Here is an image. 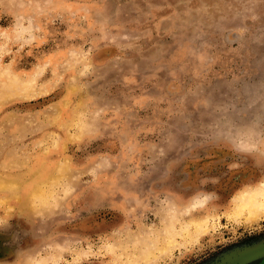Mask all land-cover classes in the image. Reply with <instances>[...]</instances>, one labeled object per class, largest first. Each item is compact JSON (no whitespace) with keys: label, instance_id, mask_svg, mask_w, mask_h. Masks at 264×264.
<instances>
[{"label":"rangeland","instance_id":"obj_1","mask_svg":"<svg viewBox=\"0 0 264 264\" xmlns=\"http://www.w3.org/2000/svg\"><path fill=\"white\" fill-rule=\"evenodd\" d=\"M0 184V264L263 243L264 0H0Z\"/></svg>","mask_w":264,"mask_h":264},{"label":"bare ground","instance_id":"obj_2","mask_svg":"<svg viewBox=\"0 0 264 264\" xmlns=\"http://www.w3.org/2000/svg\"><path fill=\"white\" fill-rule=\"evenodd\" d=\"M16 86V85H15ZM14 88V87H13ZM16 90H19V91H21V90H24V89H22L21 88V90H20V88H15ZM18 91V92H19ZM26 91V90H25ZM25 91H23V92H25ZM16 92V91H15ZM17 92V93H18ZM11 93V92H10ZM13 93V92H12ZM27 93V92H26ZM26 93H24V98H27L28 97V95L26 96ZM28 93H29V91H28ZM21 96H22V94L21 93H19ZM13 95H15V93L13 94ZM12 95V96H13ZM16 95H18V94H16ZM11 96V97H12ZM26 96V97H25ZM3 101V100H2ZM45 159V158H44ZM14 160V159H13ZM15 162V161H14ZM62 173V172H61ZM33 179H31L30 181H32ZM2 181H4L5 182V184H7V185H10V186H12V185H14V186H12L13 187V189L14 190H19L20 189V187L21 186H18L17 184H16V181H15V179H12V178H5V180L3 179ZM47 182V181H46ZM20 185V184H19ZM42 185V184H41ZM259 185H261V184H259ZM0 186H1V184H0ZM29 185H28V183H26L25 184V188L26 187H28ZM2 188V187H1ZM0 188V189H1ZM9 188H11V187H9ZM40 188V187H39ZM256 188V187H255ZM259 188V187H258ZM258 188H257V190H258ZM250 189V188H249ZM248 189V190H249ZM11 190H12V188H11ZM256 189L254 190V191H242V192H240L239 194H237L236 195V197H235V204H236V207L234 208L235 210H234V213H238L237 211L240 209V207H242L243 205H246L247 207H248V209H249V212H248V215H247V218H246V220L247 221H253L254 219H256L258 216H259V208H258V206H257V204L255 203V197H256V195L259 193L258 191L260 190H258L257 191ZM31 196V195H30ZM237 201V202H236ZM30 203H32V202H30ZM29 203V204H30ZM262 208V207H261ZM34 210V209H33ZM261 210V209H260ZM261 212V211H260ZM262 214V213H261ZM201 225V223H198L197 224V227L198 226H200ZM200 232V231H199ZM165 249H167V248H165ZM148 254L146 253V256H147ZM145 256V255H144Z\"/></svg>","mask_w":264,"mask_h":264},{"label":"water","instance_id":"obj_3","mask_svg":"<svg viewBox=\"0 0 264 264\" xmlns=\"http://www.w3.org/2000/svg\"><path fill=\"white\" fill-rule=\"evenodd\" d=\"M264 256V242L259 244H253L251 246H245L236 249L225 255L223 263L225 264H246L251 260Z\"/></svg>","mask_w":264,"mask_h":264},{"label":"flooded vegetation","instance_id":"obj_4","mask_svg":"<svg viewBox=\"0 0 264 264\" xmlns=\"http://www.w3.org/2000/svg\"><path fill=\"white\" fill-rule=\"evenodd\" d=\"M250 264H264V256L258 258L256 261H253Z\"/></svg>","mask_w":264,"mask_h":264}]
</instances>
